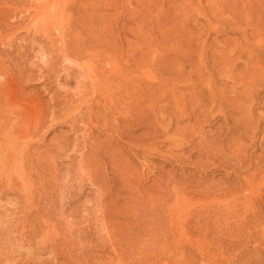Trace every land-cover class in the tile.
Instances as JSON below:
<instances>
[{
  "label": "rangeland",
  "instance_id": "374dc122",
  "mask_svg": "<svg viewBox=\"0 0 264 264\" xmlns=\"http://www.w3.org/2000/svg\"><path fill=\"white\" fill-rule=\"evenodd\" d=\"M20 1L16 16L7 20L13 19L18 25L5 29V42L0 44L11 50L4 60L17 57L24 76H31L22 84L28 96L18 100L23 103L38 95L47 101L53 92L66 95L69 100H77L83 94L85 98H98L100 92L104 96L110 93L100 90L92 79L95 75L100 78L102 70L108 71V61L100 62V69L92 75L85 68L79 71L82 61L69 56L62 58L53 77L48 80L44 76L48 58L61 51L62 42L83 43L84 38L72 30L60 41L59 31L50 28L49 38L44 41L53 43L42 45L33 38L38 29L36 23L46 16L53 18L66 0ZM98 1L103 2L101 15H113L110 18L116 45L122 48L113 57L115 63L128 67L133 65L132 55L145 53L144 63L150 69L151 80L160 82L164 78L156 70L158 66L165 70L166 78H177L175 87L169 79L165 81V94H174L185 105L181 102L173 110L170 98L158 103L157 115L158 107L165 106L161 126L167 127L172 118L163 136L166 141L146 154L132 157L144 187L155 180L162 168V187L166 188V197L172 196L164 206L161 224L152 226L153 237L147 241L150 228L138 224L136 212L127 215L128 206L121 200L116 215L121 230L117 239L111 240L105 232L89 233L82 250L83 264H264V0ZM11 33L17 37L12 38ZM11 40L15 42L13 47ZM77 45L82 49L81 43ZM179 128L187 130L179 134ZM98 131L101 138L109 135L101 129L95 134ZM75 134L66 122L56 125L46 140L49 143L55 136H68L72 147L80 136ZM72 148L66 154L72 155ZM77 155L70 160L66 155L58 168L76 169ZM1 170L0 166V181H4L6 175ZM10 176L18 182L16 175ZM175 191L182 193L177 203ZM61 201L67 211L78 208L81 214H93L97 192L89 181H71ZM16 204V194L0 185V211L8 215L3 227L9 225L10 231L19 225ZM20 254L22 258L29 256L27 250ZM15 255L18 257V253ZM34 258L32 261L50 256L45 253ZM50 260L51 264L63 262L62 258Z\"/></svg>",
  "mask_w": 264,
  "mask_h": 264
},
{
  "label": "bare ground",
  "instance_id": "6f19581e",
  "mask_svg": "<svg viewBox=\"0 0 264 264\" xmlns=\"http://www.w3.org/2000/svg\"><path fill=\"white\" fill-rule=\"evenodd\" d=\"M20 4V0H0V44L5 42V29H14L18 25H14L13 19L10 22L7 20L16 14L19 10L16 8H20ZM101 4L103 2L98 0H66L59 8L56 7L58 10L54 8L57 13L54 11L53 18L46 16L39 24L36 23L38 29L33 38L42 45H49L53 43L52 40L45 42L44 38L49 36L50 28L59 31L60 41L68 36V32L75 30L84 38L83 43L62 42L61 51L56 56H47L49 61L44 66V76L48 80L50 76L53 77L62 58L69 56L82 61L79 62V71L85 68L92 75L97 72L100 62L108 61L111 65L108 71L102 70L100 78L97 75L92 77L99 89L110 92L105 93L106 96L98 91V98L96 95L85 98L82 93L77 100H69L66 95L61 97L53 92L47 101L34 95L32 100L21 103L18 99L28 96L22 84L31 77L30 73L28 77L24 76L17 57L6 62L4 57L10 55L11 50L0 47V166L6 175L0 185L16 194L15 212L19 217L17 229L10 231L9 225L3 227L8 215L0 211V264H51V258L55 261L62 258L61 264H83L82 250L89 233L96 235L105 232L111 240L117 239L121 230L116 215L120 212L117 206L121 200L128 206L127 215L136 212L138 224L144 225V229L150 228L146 235L149 241L155 233L152 226L161 224L164 206L172 198L166 197V188L162 187V168L158 171L159 179L157 174L155 180L144 187L132 157H138V153L146 154V151L166 141L163 136L172 124V118H169L170 124L167 127H162L165 106L158 107L160 115L156 114L155 108L165 98L172 100L173 110L181 105L183 101L177 100L174 94L166 97L164 90L167 79L174 87L178 79L166 78L165 70L158 66L156 70L164 78L160 82L157 79L151 80L150 69L144 63L145 53L132 55L133 65L119 67L113 57L122 48L116 45L113 20L110 18L113 15H101ZM6 5L13 8H7ZM34 10L36 9H33L35 14ZM65 26L67 31L64 30ZM11 36L17 37L12 33ZM10 42V47H13L15 42ZM77 42L81 43L82 49L78 48ZM92 52L93 56L90 55ZM83 82L81 84L86 88V82ZM66 122L70 123L75 136L80 133L76 137V143L71 145L73 148L69 146L68 136H55L48 143L46 138L49 132L56 125ZM45 129L47 130L42 133ZM99 129L107 131L109 135L101 138L103 135L100 137V131L95 134ZM188 129L191 131L194 127ZM185 130L187 129L179 128L177 133ZM174 139L181 143L179 138ZM69 148H72V155L70 152V155L66 154ZM77 153L76 169L66 168L63 174L57 164L66 155L68 160L72 157L75 159ZM12 173L16 175L18 182L12 180ZM76 180L89 181L94 186V191L97 192V209L93 214H81L78 208L67 211L62 203L61 197L68 182ZM178 191L173 195L175 203L181 200L182 193L178 194ZM23 250L28 251L27 258L21 257ZM15 253H18V257ZM45 253L50 258L32 261L37 255Z\"/></svg>",
  "mask_w": 264,
  "mask_h": 264
}]
</instances>
